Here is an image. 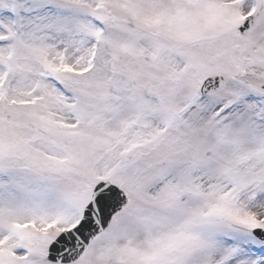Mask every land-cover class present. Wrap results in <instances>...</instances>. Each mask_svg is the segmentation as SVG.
<instances>
[{
  "label": "snow or ice",
  "instance_id": "1",
  "mask_svg": "<svg viewBox=\"0 0 264 264\" xmlns=\"http://www.w3.org/2000/svg\"><path fill=\"white\" fill-rule=\"evenodd\" d=\"M0 264H264V0H0Z\"/></svg>",
  "mask_w": 264,
  "mask_h": 264
}]
</instances>
